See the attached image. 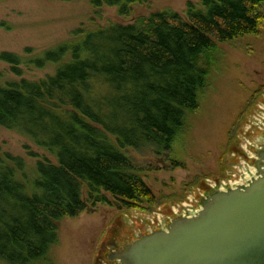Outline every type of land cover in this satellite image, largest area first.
<instances>
[{
	"label": "trees",
	"instance_id": "16d2710c",
	"mask_svg": "<svg viewBox=\"0 0 264 264\" xmlns=\"http://www.w3.org/2000/svg\"><path fill=\"white\" fill-rule=\"evenodd\" d=\"M89 2L100 20L104 7L129 16L141 3ZM263 5L188 2L183 14L166 8L127 24L82 23L71 39L37 56L1 53L13 76L0 71V127L54 160L29 168L23 157L0 151V264L50 263L60 222L87 203L108 202L106 193L128 209L155 206L130 153L173 151L198 110L219 45L258 35ZM21 66L51 72L28 79Z\"/></svg>",
	"mask_w": 264,
	"mask_h": 264
},
{
	"label": "rangeland",
	"instance_id": "374dc122",
	"mask_svg": "<svg viewBox=\"0 0 264 264\" xmlns=\"http://www.w3.org/2000/svg\"><path fill=\"white\" fill-rule=\"evenodd\" d=\"M140 1L129 16L104 7L100 20L89 0H0V55L37 56L71 39L82 23L127 24L139 13L166 8L183 14L188 2L201 0ZM219 52L198 110L188 118L173 151L130 153L158 198L156 205L149 210L128 209L109 193L108 202L87 203L78 216L60 222L48 264H118L110 255L125 241L164 227L175 215L200 210L211 189L246 184L256 175L254 159L264 147V23L258 35L220 44ZM21 67L28 79L51 72L50 67ZM10 68L0 59V71L12 77ZM0 151L23 157L29 168L44 158L54 160L18 132L1 127ZM83 197L86 200V193Z\"/></svg>",
	"mask_w": 264,
	"mask_h": 264
},
{
	"label": "water",
	"instance_id": "95a60500",
	"mask_svg": "<svg viewBox=\"0 0 264 264\" xmlns=\"http://www.w3.org/2000/svg\"><path fill=\"white\" fill-rule=\"evenodd\" d=\"M246 184L211 189L200 210L175 215L125 241L110 255L118 264H264V147Z\"/></svg>",
	"mask_w": 264,
	"mask_h": 264
}]
</instances>
